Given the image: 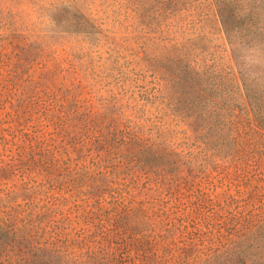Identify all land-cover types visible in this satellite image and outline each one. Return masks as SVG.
<instances>
[{"label": "rangeland", "instance_id": "obj_1", "mask_svg": "<svg viewBox=\"0 0 264 264\" xmlns=\"http://www.w3.org/2000/svg\"><path fill=\"white\" fill-rule=\"evenodd\" d=\"M54 1L0 2L3 30L16 29L50 48L39 59L9 44L0 49V264H190L216 246L229 214L264 221V99L258 105L261 126L231 90L218 104L235 105L232 141L222 111L212 130L202 113L195 135L162 114L166 108L142 105L138 92L146 76L118 53L132 48L123 40L127 30L165 34L176 38L175 48L190 51L204 66L214 64L228 78L236 79L235 65L247 69L257 86L264 81V0H72L118 39L115 46L102 41L96 51L79 49L75 37L47 33L45 7ZM165 44L171 42H156ZM135 50L141 57V47ZM69 51L91 89L79 90L77 113L59 110L73 105L64 92L76 83ZM89 102L92 113L98 104H111L121 106L125 117L143 118L184 163L156 172L123 170L116 150L97 149L98 125L79 120ZM106 156L111 166L102 165Z\"/></svg>", "mask_w": 264, "mask_h": 264}, {"label": "trees", "instance_id": "obj_2", "mask_svg": "<svg viewBox=\"0 0 264 264\" xmlns=\"http://www.w3.org/2000/svg\"><path fill=\"white\" fill-rule=\"evenodd\" d=\"M211 1L214 4L217 2V0ZM0 2H4V0H0ZM72 3V0H59L46 5L45 10L48 12L47 33L75 37L82 43L79 48L81 50L96 51L103 43L107 44L106 47L110 44L116 45L118 39L115 37L114 31L109 32L110 28H105L102 22L89 17L88 14H82ZM216 13L226 37L228 32L224 28L218 7ZM0 16H4L1 8ZM3 28L1 23L0 49L4 44H9L19 53L25 56L28 54V57L33 54L37 59L42 58L45 51L50 49L44 44L29 40L16 29L6 32ZM127 28L129 29L128 25ZM127 32L130 34L123 40L127 41V47L132 43V48L124 47L118 53H126V58L127 56L129 58H127L128 62L137 69L138 75L146 76V86L138 92L143 106L152 107V109L157 106L160 111L166 108L162 114L167 111L173 120L190 132H194L195 135H198L200 131L199 118L202 113H205L208 118V128L212 130L216 129V127L213 128L217 118L216 113L222 111L224 117L221 123L224 129L230 131L226 136L232 141L229 123L232 116L231 109L235 105L218 104V100L224 101L223 97L230 95L232 90L234 94L240 96V101L247 107L256 124L262 126L263 114L258 105H261L262 99H264V81L262 84L252 87L251 83L255 78L248 76L247 69L235 65L236 79L234 80L228 78L224 73L222 74L220 68L214 64L204 66L192 57L193 53L190 51L175 48L176 38H170L171 36L168 35L164 37L165 34L151 35L148 32L135 34L133 30H127ZM160 40H167L171 44L156 45V42ZM133 46L136 49L141 47V57H136V50ZM70 51L68 56L72 59L68 61L75 75L76 83L71 82L64 92L70 96L69 101L73 105L66 104L67 107L61 106L59 110L66 108L77 113L78 105H76L75 98L79 90L88 89L91 93V89L84 70L77 64L75 54ZM8 60L9 58H6L4 64ZM71 60H75L77 63L71 65ZM14 63L19 65L18 61ZM43 66H45L44 63ZM26 91L23 90L21 93H26ZM29 96L35 97L32 93ZM156 100H158L157 105ZM90 106L94 105L89 102L84 107L82 115H78L81 116L78 117L79 120L85 121L89 118L90 123L98 125L96 131L100 137L96 138L97 149L107 147V149H103L105 154L109 153L110 148L116 150L118 158L121 159L120 162L123 163V170L139 166L148 172H156L158 168L164 171L165 166L172 168L175 163L183 162L180 151L169 144L157 128L144 123L143 118L132 120L129 116L125 117L123 112H120L121 106L118 107L119 110H116L111 104H98L94 113L91 112ZM202 106H205V112L201 111ZM101 126L104 128L101 129ZM73 129H66V133L71 131V134L74 135L78 132ZM217 150L218 148H213L212 152L218 153ZM229 155L225 154L220 158H227ZM158 161H163V164L157 166L156 162ZM101 162L103 166H111L108 156L101 159ZM229 218L231 222L222 225V232L215 240L216 246L202 259L190 264H264V221L250 222L242 212L229 214ZM0 234L3 233L0 232Z\"/></svg>", "mask_w": 264, "mask_h": 264}]
</instances>
